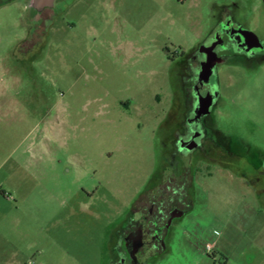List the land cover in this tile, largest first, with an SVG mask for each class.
<instances>
[{
	"label": "rangeland",
	"instance_id": "rangeland-1",
	"mask_svg": "<svg viewBox=\"0 0 264 264\" xmlns=\"http://www.w3.org/2000/svg\"><path fill=\"white\" fill-rule=\"evenodd\" d=\"M30 1L0 0L4 238L14 264H111V236L156 168L169 59L223 6L264 41V0H55L39 14ZM217 92L222 131L264 153V57L219 66ZM226 164L196 178L190 225L143 264H264V177L257 192Z\"/></svg>",
	"mask_w": 264,
	"mask_h": 264
},
{
	"label": "flooded vegetation",
	"instance_id": "flooded-vegetation-1",
	"mask_svg": "<svg viewBox=\"0 0 264 264\" xmlns=\"http://www.w3.org/2000/svg\"><path fill=\"white\" fill-rule=\"evenodd\" d=\"M53 5L31 9L39 14ZM210 22L192 51L169 59L177 79L153 151L156 168L111 236V264H143L164 254L166 243L190 225L187 216L196 178L210 177L213 168L222 169L229 159L247 168L243 177L251 181L248 187L260 191L264 153L241 140L235 142L219 127L217 68L228 61L242 66L257 62L264 57V41L245 14L238 16L225 6L210 16Z\"/></svg>",
	"mask_w": 264,
	"mask_h": 264
},
{
	"label": "crops",
	"instance_id": "crops-1",
	"mask_svg": "<svg viewBox=\"0 0 264 264\" xmlns=\"http://www.w3.org/2000/svg\"><path fill=\"white\" fill-rule=\"evenodd\" d=\"M5 158L3 157V154H0V177L3 173ZM5 193L2 190V180H0V264H14L13 259L15 258V244L10 239L6 240L4 238L5 233V220L6 216L9 217V215L12 214L11 210L9 212H5ZM11 217V216H10ZM14 221L10 219L9 227L12 226L11 223Z\"/></svg>",
	"mask_w": 264,
	"mask_h": 264
},
{
	"label": "water",
	"instance_id": "water-1",
	"mask_svg": "<svg viewBox=\"0 0 264 264\" xmlns=\"http://www.w3.org/2000/svg\"><path fill=\"white\" fill-rule=\"evenodd\" d=\"M54 0H31L30 7L35 10H41L43 8H49L53 5Z\"/></svg>",
	"mask_w": 264,
	"mask_h": 264
}]
</instances>
